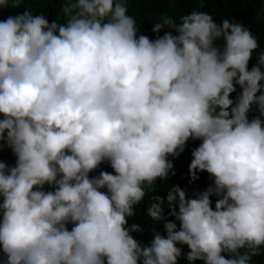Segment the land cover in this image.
Masks as SVG:
<instances>
[{
	"label": "clouds",
	"instance_id": "9594fccd",
	"mask_svg": "<svg viewBox=\"0 0 264 264\" xmlns=\"http://www.w3.org/2000/svg\"><path fill=\"white\" fill-rule=\"evenodd\" d=\"M20 7L0 20V151L15 157L0 160V264H256L264 48L250 27L161 13L151 31H168L150 39L129 0H62L51 22L0 0Z\"/></svg>",
	"mask_w": 264,
	"mask_h": 264
},
{
	"label": "trees",
	"instance_id": "16d2710c",
	"mask_svg": "<svg viewBox=\"0 0 264 264\" xmlns=\"http://www.w3.org/2000/svg\"><path fill=\"white\" fill-rule=\"evenodd\" d=\"M61 2L62 0H25V5L31 7L34 14L47 15L48 21L51 22L59 12ZM262 4L264 0H129L128 13L136 18L141 34L155 39L157 35H163L164 31H168L167 28L160 33L151 31L154 26L153 21L161 13L173 15L178 20L181 15L193 10L205 11L213 15L217 21L225 17L244 22L258 36L260 47L264 48V15L256 16ZM25 10V7L4 9L0 11V20L9 15L23 13ZM0 160L8 164L15 163V157L10 149L0 151ZM255 260L256 264H264V256L256 257ZM180 264L189 263H186V258L182 256Z\"/></svg>",
	"mask_w": 264,
	"mask_h": 264
}]
</instances>
